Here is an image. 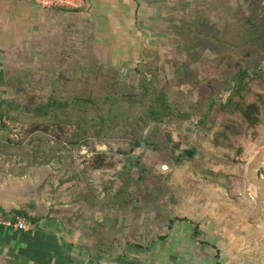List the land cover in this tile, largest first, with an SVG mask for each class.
Here are the masks:
<instances>
[{
  "label": "rangeland",
  "instance_id": "374dc122",
  "mask_svg": "<svg viewBox=\"0 0 264 264\" xmlns=\"http://www.w3.org/2000/svg\"><path fill=\"white\" fill-rule=\"evenodd\" d=\"M86 2L68 12L24 0L2 17L0 204L21 201L44 230L69 232L89 262L264 264V0ZM198 17L217 40L203 27L188 50L178 31ZM150 74L175 118L132 132L118 116L103 137L76 135L73 95L133 93ZM232 91L258 106L256 125L232 106L197 124L201 102L215 110ZM51 95L69 104L51 112L59 127L37 112Z\"/></svg>",
  "mask_w": 264,
  "mask_h": 264
},
{
  "label": "trees",
  "instance_id": "16d2710c",
  "mask_svg": "<svg viewBox=\"0 0 264 264\" xmlns=\"http://www.w3.org/2000/svg\"><path fill=\"white\" fill-rule=\"evenodd\" d=\"M85 8V6H82L77 9L59 10L71 12L76 10H83ZM197 20V23L189 22L190 25L197 26L194 31H192L188 27H183V24L180 26V29L178 31L179 36L182 38V40H184L183 48H186L188 50L193 49L191 42L197 43L198 39L204 38L200 32L203 27L207 30L209 43L211 42V40H217L214 27L209 26L207 23H203L202 19H200L199 17ZM188 42L190 44L185 45V43ZM99 73L101 72L99 71ZM243 74H246L245 70L240 69L238 73H235L233 75L232 80L237 81ZM150 75L151 78H147L144 76L141 77L139 88L133 93H130L119 86L118 89L114 88L112 91H106L103 95L91 92L92 88H90L87 93L77 94L76 96L73 95V108L77 112V117L79 116V120H77L76 135L80 137V139L85 137L88 138V136L103 137L106 133V128L113 127L110 124H112L113 119L118 116H120L121 118H125V121H133V123L137 125L136 127L132 128V132H138L141 127H144L142 125H156L175 118L177 111L176 102L171 100L169 93L166 91L163 84L162 86L159 84V80L157 79V77L154 75L152 76V74ZM210 97L211 96H209L208 102L200 103V105L202 106V110L200 111L199 119L197 121V124L200 126L208 122V118L212 116V114L219 116L217 114L218 111L226 113L228 111L226 109L228 106H232L233 110L235 109L243 118V121L246 122L249 126H254L259 121L258 106L255 103L246 105L242 99H237L235 97L234 91L228 94L225 104H220L219 107L215 110V103L211 100ZM64 104L66 105L67 109L69 107L68 101L63 102L62 100H60L58 95H51L47 102H42V104L40 105V109L37 110V112L40 115L48 116V120L50 119L53 122L54 126L59 127L61 123V121H59V115L55 113L54 117H52L51 112L53 110H58V108L62 109ZM135 107L136 110L134 112L131 111ZM1 109L2 108H0V117L2 118L3 113ZM62 113H64V111ZM66 116L69 115L67 114ZM80 116L82 120H80ZM72 117L74 119V117L76 116H74L73 114ZM180 117L182 116L180 115ZM82 122L86 123L88 128H85V124H82ZM229 127V124H223L220 133L225 134ZM43 129L47 130L45 127H43ZM166 138L167 140L172 141V138L168 133L166 135ZM175 149L176 145H172L171 153H175ZM193 154V149H184L178 154L172 156L173 162L176 165H181L184 160L191 159L193 157ZM0 210L3 212L5 217L9 215L1 207ZM11 213L28 219V221H30L31 224L34 225L40 222L39 217L30 216L29 213L25 210H14Z\"/></svg>",
  "mask_w": 264,
  "mask_h": 264
},
{
  "label": "crops",
  "instance_id": "0c3cea01",
  "mask_svg": "<svg viewBox=\"0 0 264 264\" xmlns=\"http://www.w3.org/2000/svg\"><path fill=\"white\" fill-rule=\"evenodd\" d=\"M17 4L21 6L15 7ZM24 4V0H0V18L6 16L10 8L14 9V14H21ZM2 20L4 18L0 19V47H5L6 25ZM0 207L9 214L5 217L0 210V264H98L92 258L91 262L88 261L86 251L75 245L69 232L44 230L40 226L42 223L32 224L26 230L15 227L13 222L22 216L16 215L14 218L12 216L15 214L11 212L26 209L21 201L0 204ZM33 208L35 205L31 206ZM29 211V215H32Z\"/></svg>",
  "mask_w": 264,
  "mask_h": 264
},
{
  "label": "built area",
  "instance_id": "2783aa9c",
  "mask_svg": "<svg viewBox=\"0 0 264 264\" xmlns=\"http://www.w3.org/2000/svg\"><path fill=\"white\" fill-rule=\"evenodd\" d=\"M39 6L40 8L45 9H77L85 5L86 0H29ZM13 222V221H12ZM14 226L18 229H29V225L20 218H17L13 222Z\"/></svg>",
  "mask_w": 264,
  "mask_h": 264
}]
</instances>
